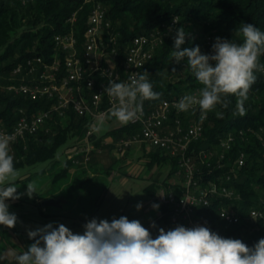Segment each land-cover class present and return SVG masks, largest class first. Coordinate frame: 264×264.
I'll use <instances>...</instances> for the list:
<instances>
[{"label":"built area","instance_id":"2783aa9c","mask_svg":"<svg viewBox=\"0 0 264 264\" xmlns=\"http://www.w3.org/2000/svg\"><path fill=\"white\" fill-rule=\"evenodd\" d=\"M174 19L179 22L178 17ZM174 19L134 37L124 46L108 16L105 0H83L66 19L64 32L53 37V53L48 57H26L11 74L0 75V135L13 136L10 144L13 156L16 147L22 145L26 149L27 141L35 138L42 141L39 136L56 134L61 120L71 116L87 118L90 124L84 138L77 139L66 150L67 161L74 167L87 168L95 157L121 156L136 146L148 147V153L153 150L169 160L167 179L173 172L169 179L173 187L162 188L157 195V201L161 207L168 208V214L161 210L157 218L156 222H161L162 227H145L153 239L158 237L159 229L167 232L177 226L189 229L202 226L216 233L207 211L214 202L220 204L217 212L223 231L243 227L248 238L264 225V198L247 212L222 204L242 200L231 184L245 166L246 154L242 152L235 159L229 154L245 131L229 132L213 149L197 146L204 136L210 113L201 120L198 105L188 111H179L174 105L185 95H198L199 90L164 99L157 105L145 100L142 116L126 124L138 130L117 139L102 138L91 131L96 119L117 103L104 92L109 79L129 83L130 76L142 74L166 36L177 27ZM208 41L210 43L211 38ZM21 99L26 105H12L13 101ZM105 122L111 123L110 130L125 127L115 118L106 116ZM254 135L264 145L263 135L260 132ZM173 161L176 170L171 164ZM226 162L230 169L222 172Z\"/></svg>","mask_w":264,"mask_h":264},{"label":"trees","instance_id":"16d2710c","mask_svg":"<svg viewBox=\"0 0 264 264\" xmlns=\"http://www.w3.org/2000/svg\"><path fill=\"white\" fill-rule=\"evenodd\" d=\"M82 3L83 0H28L26 2L0 0V75L11 74L13 68L26 57L32 55L48 57L53 53V37L57 33L64 32L66 19ZM105 5L114 28L121 35L120 42L124 46L134 37L155 30L163 24H169L174 17L179 18L177 27L166 36V41L144 69L149 73L148 79L153 85V91L161 94L160 99L152 100V105L202 87L187 66V58L177 62L171 55L178 28L183 27L187 33L181 50L198 45L201 53L208 55L212 54V45L217 37L235 40L237 43L242 42L234 34V30L242 23L253 24L264 32V0H105ZM199 28L202 30L199 31ZM206 36L211 38L210 43ZM259 62L264 64V54L259 57ZM255 75L257 79L248 93L249 98L244 105V114L241 115L237 109V97L227 96V107L217 104L209 112L204 136L197 144L200 148L213 149L229 132L245 131L244 136L239 137L229 154L234 159L242 152L246 154V164L231 184L241 194L242 200L222 203L239 207L245 212L256 207L260 199L264 198V145L258 136L254 135L260 132L264 137V73L258 71ZM15 104L26 105L23 99L13 101L12 105ZM89 122L83 117L65 118L60 121L56 134L51 132L39 136L38 139L42 141L36 138L31 139L27 141L26 149L22 145L16 147L13 155L15 169L24 165H36L54 160L63 145L71 140L74 143L77 139L84 138ZM132 130H138V128L125 125L123 128L110 130L101 137L112 136L117 139ZM146 157L149 163H169L167 158L160 157L159 152H151L149 155L146 154ZM98 158L95 157L89 165L94 168L95 173L102 169ZM171 164L176 170L175 162ZM225 164L226 167L221 170L222 172H228L230 169L228 162ZM72 167H74L72 162L66 160L56 177L59 179L68 177ZM82 173L87 174V171L83 170ZM171 174L159 188L172 189L173 186L169 182ZM86 182L80 185L83 186ZM80 185L72 184L71 187L77 188ZM148 191H151L150 188ZM177 193L180 195L181 191ZM219 207L220 204L214 202L213 207L207 210L211 227L219 236L239 239L249 248L254 247L260 239L264 238V225L259 232L248 238L247 234L243 233V227L224 232L223 225L218 219ZM162 211L167 215L169 210L162 207ZM34 242L28 238L29 245Z\"/></svg>","mask_w":264,"mask_h":264},{"label":"clouds","instance_id":"9594fccd","mask_svg":"<svg viewBox=\"0 0 264 264\" xmlns=\"http://www.w3.org/2000/svg\"><path fill=\"white\" fill-rule=\"evenodd\" d=\"M174 22L178 23L176 19ZM234 34L242 42L217 37L208 55L202 54L198 45L181 50L187 33L183 27L176 30L171 55L177 62L187 58V66L202 85L198 95H185L174 105L179 111L198 105L204 120L217 104L227 107V96L235 95L237 109L244 114L248 93L257 79L255 72H264V64L259 62L264 54V32L242 23ZM148 77L144 71L130 76L129 83L109 79L104 92L117 103L96 119L91 131L102 132L106 116L126 125L142 116L145 100L160 99ZM12 141L13 136L0 135V225L8 228L15 227L18 218L9 212L5 201L18 200L22 195L15 184L19 173L10 154ZM34 193L35 185L28 183L24 194L32 198ZM152 207L158 209L159 205ZM141 208L138 203L136 209ZM83 227V234H74L63 224L54 228L52 223L29 230L27 235L35 242L22 254L10 250L0 259L10 257L15 264H264V238L249 248L239 239L222 238L206 227L177 226L167 232L159 229L153 239L139 220L129 221L126 216L111 222L93 218Z\"/></svg>","mask_w":264,"mask_h":264},{"label":"rangeland","instance_id":"374dc122","mask_svg":"<svg viewBox=\"0 0 264 264\" xmlns=\"http://www.w3.org/2000/svg\"><path fill=\"white\" fill-rule=\"evenodd\" d=\"M201 30L202 28H199V31ZM111 127V123L105 122L104 130L98 134L104 135ZM71 143L72 140L63 145L52 161L24 165L16 169L19 175L15 184L18 193L22 194L21 198L5 202L20 204L12 207L9 205L8 209L17 216V221L28 219L35 222L40 219L39 211L43 204L37 202V197L41 193H44V201H50L52 198L61 200V208L49 213L59 214L60 224L65 225L74 234H83V226L93 218L111 222L113 218L126 216L129 221L139 220L142 226H147L153 219H157L159 208L153 209L152 205L158 204L160 207L157 195L170 167L169 163H149L146 160L145 148L136 146L121 156L106 154L99 157L102 169L97 173L91 166L72 167L68 177L59 179L56 175L67 160L66 150ZM146 149L148 150V147ZM83 170H86L87 174L82 173ZM74 171H79L81 175H74ZM84 181H87L86 184L81 186ZM28 183H33L37 190L32 198L24 194ZM72 184L81 185L75 188L71 187ZM149 188L151 191H148ZM138 203L142 204L139 211L136 209ZM4 228L5 226L0 225L2 239L3 235L6 236L3 234ZM3 246L4 244H1L2 249Z\"/></svg>","mask_w":264,"mask_h":264},{"label":"crops","instance_id":"0c3cea01","mask_svg":"<svg viewBox=\"0 0 264 264\" xmlns=\"http://www.w3.org/2000/svg\"><path fill=\"white\" fill-rule=\"evenodd\" d=\"M117 123V122H115ZM144 149V147H142ZM146 150V149H145ZM152 152V151H151ZM150 152V153H151ZM148 150H146L145 155H149ZM99 160V159H98ZM101 163V162H100ZM165 178L167 179L168 171H166ZM74 175L79 176L81 173L79 171H74ZM165 178L162 180V183L165 181ZM44 193H41L37 197V202L42 203L41 209L39 211L40 213V219L37 221H29L28 219H20V221H17L15 227L8 228L5 226L3 230V234H6V236L3 235V238L0 239V249L1 244H4L3 249L0 252V255L6 254L7 252L15 251L17 254H22L23 251L27 250L29 243H28V235L27 232L29 230H35L38 227H43L49 223L53 224V227H58L60 224V218H58L60 215L55 213H49L51 210L55 211L56 209L61 208V200L59 198H52L50 201H44L43 197ZM8 204V203H7ZM10 207L12 206H18L20 204H16V202H12L10 204ZM162 210V207H159L158 216ZM57 211V210H56ZM24 213L22 212V217ZM158 218V217H157ZM154 221L147 224V226H151L153 223H156V226L162 227L163 224L161 222H156L157 219H153ZM143 226V227H147ZM0 264H15V262L10 258L6 257L5 259H0Z\"/></svg>","mask_w":264,"mask_h":264}]
</instances>
